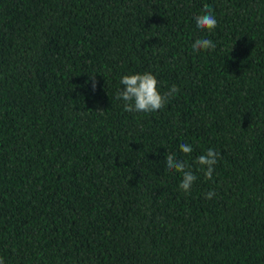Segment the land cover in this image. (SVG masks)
<instances>
[{
  "label": "trees",
  "instance_id": "1",
  "mask_svg": "<svg viewBox=\"0 0 264 264\" xmlns=\"http://www.w3.org/2000/svg\"><path fill=\"white\" fill-rule=\"evenodd\" d=\"M144 72L179 92L126 112L120 78ZM0 258L264 264V0H0Z\"/></svg>",
  "mask_w": 264,
  "mask_h": 264
},
{
  "label": "clouds",
  "instance_id": "2",
  "mask_svg": "<svg viewBox=\"0 0 264 264\" xmlns=\"http://www.w3.org/2000/svg\"><path fill=\"white\" fill-rule=\"evenodd\" d=\"M196 27L200 30L212 31L217 26V20L212 14L210 8L205 6L202 14L195 18ZM216 44L213 40L204 38L196 39L192 44L193 52L202 50H214ZM91 87L95 90L96 82L94 75L90 76ZM120 84L123 86L116 92L115 98L123 102L124 111L126 112H144L150 113L162 109L168 100L174 97L179 88L172 85L168 92L161 93L158 88V80L155 75L150 72L135 73L124 75L120 78ZM179 149L184 154L192 152L190 144H180ZM219 158V153L212 148H209L204 154L196 159V164L206 180H211L214 172V167ZM166 167L168 170H174L182 174L179 183V188L185 193L189 192L192 185L197 179V176L189 168L187 162L176 158L174 153L166 156ZM215 196V192L209 191L205 193V199H211ZM0 264H4L0 258Z\"/></svg>",
  "mask_w": 264,
  "mask_h": 264
}]
</instances>
